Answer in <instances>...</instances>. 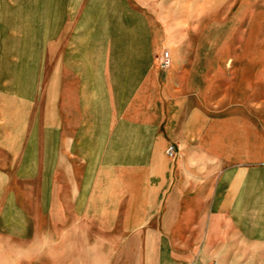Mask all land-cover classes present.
Here are the masks:
<instances>
[{"label": "crops", "instance_id": "crops-1", "mask_svg": "<svg viewBox=\"0 0 264 264\" xmlns=\"http://www.w3.org/2000/svg\"><path fill=\"white\" fill-rule=\"evenodd\" d=\"M146 15L129 0H0L1 250L2 240L39 239L36 232L2 237V198L17 178L34 181L25 190L29 204L16 202L18 216L25 208L30 224L62 234L93 220L104 236L116 229L109 240L118 242L145 215L156 216L149 230L158 242L155 264L194 257L217 264L184 243L198 240L199 176L224 194V240L243 239L236 233L246 226L247 238L264 239L256 236L264 228L255 202L264 194L260 72L236 51L240 44L167 41ZM163 50L171 64L165 70L155 58ZM4 65H46L45 88L37 87V69L27 79L2 77ZM167 145L174 159L165 156ZM173 186L178 212L168 225ZM218 221L214 214L208 222L204 252L215 246ZM116 246H80L78 264L87 256L102 264L151 256L142 244Z\"/></svg>", "mask_w": 264, "mask_h": 264}, {"label": "rangeland", "instance_id": "rangeland-1", "mask_svg": "<svg viewBox=\"0 0 264 264\" xmlns=\"http://www.w3.org/2000/svg\"><path fill=\"white\" fill-rule=\"evenodd\" d=\"M129 4L134 8L139 7L144 10L152 27L155 30L160 28L166 33L167 41L172 36L175 40L180 41L198 40L200 46L204 42L207 43V45L204 44L206 46L213 42L220 45L224 41L233 43L235 46L240 44V49L236 51L247 59L248 67L252 68L253 71L256 68L261 74L262 80L259 85L264 103V0H129ZM31 68L38 70V80H35L37 87L45 88L46 65H4L2 66L4 74L2 77H12V73H17V75H21L20 77L27 79L30 78L29 71ZM11 82L13 80H9V78L5 81L7 84ZM199 179L200 184L205 187V191L201 195V202L204 207L199 210L201 223L197 229L194 228L193 230L198 240L184 243L191 244L189 248L197 247L202 254H206L207 258H213L217 264H264V239L247 238L249 236L246 231L248 226L244 227L242 232L236 233L237 237L241 236L243 239H223L222 217L224 210L222 200L224 194L212 191V183L210 182L212 178L199 176ZM16 180V183L7 186L9 189L7 192H11V195L6 193L2 198V237L12 239L17 233L36 232L39 239L22 244L2 240L0 264H78V259H83L82 256H79L81 247L84 246L87 251H104L111 243H117V248L133 247L136 250L142 244L143 249L146 252L149 251L151 256L150 258L142 257L141 264H155L153 253L158 242L156 245V242L150 238L149 230L154 228L155 224L153 223H155L156 216L147 219L145 215L138 223H134L131 232L123 236V239L118 242L109 240L111 235L118 233L116 229L110 233V237L104 236L100 226L95 225L93 220L73 226L70 232L67 230L65 234H62V229L53 231L48 226L30 224V218H28L30 215L25 208H23V216H20L22 217V223H20L19 207L16 208L15 205L16 202L19 205L29 204L24 200L31 196L30 191L25 190H29L34 181H31L30 178H17ZM188 187L190 188V183ZM171 190L169 193L173 197L171 198V207L167 209L165 216L168 225L178 212L174 201L177 196L174 186ZM253 194L255 193H250V196ZM8 199L10 203L7 206L6 201ZM247 200L248 202L254 201L253 198H247ZM255 202H257L258 207H261L264 228V194L262 193ZM214 214L220 219L217 222L216 232L218 235L212 250L204 252L206 229ZM256 236L264 237V233ZM135 252L137 253V251ZM137 260L138 257L135 256L134 264ZM198 260L199 257H194L184 264H191L192 261L199 264ZM130 261L131 257L124 256L120 258L121 263L119 264H128ZM86 263L102 264V260L99 257L87 256Z\"/></svg>", "mask_w": 264, "mask_h": 264}, {"label": "built area", "instance_id": "built-area-1", "mask_svg": "<svg viewBox=\"0 0 264 264\" xmlns=\"http://www.w3.org/2000/svg\"><path fill=\"white\" fill-rule=\"evenodd\" d=\"M156 61H157L158 67L161 70L167 69L170 65V58H169L168 52L166 50L161 51L159 55L157 56ZM164 154L168 159H174L175 158L174 147L172 145H167L164 150ZM191 264H195V262L192 261Z\"/></svg>", "mask_w": 264, "mask_h": 264}, {"label": "bare ground", "instance_id": "bare-ground-1", "mask_svg": "<svg viewBox=\"0 0 264 264\" xmlns=\"http://www.w3.org/2000/svg\"><path fill=\"white\" fill-rule=\"evenodd\" d=\"M171 65V64H170ZM170 65H169V67H170Z\"/></svg>", "mask_w": 264, "mask_h": 264}]
</instances>
